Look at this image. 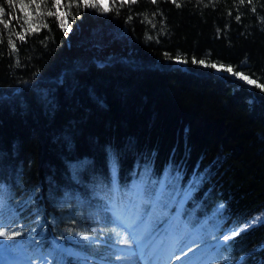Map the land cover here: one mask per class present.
<instances>
[{
  "label": "trees",
  "instance_id": "trees-1",
  "mask_svg": "<svg viewBox=\"0 0 264 264\" xmlns=\"http://www.w3.org/2000/svg\"><path fill=\"white\" fill-rule=\"evenodd\" d=\"M77 7L0 0V185L29 228L17 238L49 264H97L92 242L60 220L61 197L122 203L138 185L159 206L179 187L180 231L218 209L224 235L259 218L217 246L231 264H264V90L192 63L264 85V0ZM9 11L19 20L6 27Z\"/></svg>",
  "mask_w": 264,
  "mask_h": 264
},
{
  "label": "rangeland",
  "instance_id": "rangeland-1",
  "mask_svg": "<svg viewBox=\"0 0 264 264\" xmlns=\"http://www.w3.org/2000/svg\"><path fill=\"white\" fill-rule=\"evenodd\" d=\"M217 73L228 75L247 84L245 81L237 79L226 72ZM82 165V162L73 163L72 169L76 170ZM180 196V188L177 187L169 200L160 204L154 213L153 211L150 212L153 207L151 203L154 201V195L150 193H144V198L139 199L133 194L130 200L124 199L127 205L123 208L120 207L119 203L112 204L109 199L110 196L105 194L94 193L84 197L78 194L66 193L63 198L59 199L57 214H59L60 220H63L65 225L68 224L74 227V230L77 229L75 226H78L79 229L77 230H80L79 233H88L86 240L92 242L91 247H93V250L96 249L99 254V257L95 258L97 264H144V262L138 261L140 255H137L140 248L137 247V242L139 241L141 245L143 236H145L146 240L143 244L145 249H149L154 244L162 249V253L173 254L169 264H231L233 257L230 252L222 250V248L215 245L225 234V232L220 231L221 221L219 213L221 209L206 213L204 216L193 214V216L188 217L189 220L186 224L183 222L185 232L180 233L176 226L173 225L172 219L173 213L175 217L177 212H174V207L179 205ZM10 200L11 194L8 187L0 185V201H2L0 214H2L3 220L12 230L19 233L21 231L28 232L29 228H26V224L22 223L21 219L14 214V209L9 203ZM138 205L142 207V211L137 209L136 206ZM109 209L119 212L122 219H125L126 216L127 219H130L138 212L147 213L144 217V223L136 230L137 241L131 245V251L128 250L129 245L119 243V240L124 235V225L114 219L112 211H109ZM92 229L97 234H94L93 231L91 232ZM113 229L115 231H112ZM17 237L11 239L0 238V252H9V250L11 252L14 250L16 253L19 251L26 252ZM138 238L140 239L138 240ZM162 238L164 239L163 243L158 245ZM189 248H191V251H189ZM23 252L18 253V258L21 257ZM37 252L34 253L37 259L43 260V262L46 261V256ZM210 256L211 258H209ZM117 257H122L123 259L117 260ZM10 258L13 259V256ZM209 260L211 261L209 262Z\"/></svg>",
  "mask_w": 264,
  "mask_h": 264
},
{
  "label": "snow or ice",
  "instance_id": "snow-or-ice-1",
  "mask_svg": "<svg viewBox=\"0 0 264 264\" xmlns=\"http://www.w3.org/2000/svg\"><path fill=\"white\" fill-rule=\"evenodd\" d=\"M32 2L35 3V0H32ZM61 2H62V0H55V5L59 6L61 4ZM116 2H117V0H112L113 4H116ZM135 2H137V0H119V3L121 5L128 4V3H135ZM157 2H158V0H151L152 4H156ZM8 3L12 4V0H8ZM173 3H176V0H173ZM240 3L241 4L244 3V0H240ZM79 5H83L84 7H98L104 13H107V12L112 10V8H110L108 5V0H78L77 14L79 13ZM177 6L179 7L180 5L177 4ZM37 7H39V6L37 5ZM117 11H118V9H117ZM3 12H4V9L0 8V13H3ZM48 15L51 16V15H53V13L51 11H49ZM61 15H63V14H61ZM152 15L155 16L156 13L154 12V13H152ZM130 18L131 17H129V19ZM12 19L19 20L18 17H12L11 13L9 11V21L5 25L6 27L10 26ZM73 19H74V17H73ZM146 19H147V17H146ZM236 19L239 20V16H237ZM149 22H151V21H149ZM25 23H27V21H25ZM61 27L64 28L66 33L71 31V27L67 26L66 23L61 24ZM32 30L36 31L38 29L33 28ZM19 39L21 41H23L25 39V36L19 35ZM9 43L11 44V47L13 48V50H15V47H16L15 43H12L11 41H9ZM175 59L181 60V57L176 56ZM192 63L199 64V65L207 67V68H211L217 72H226L229 75L235 76L237 79H241V80L245 81L249 85H256V86L260 87L262 90H264V85L258 84L257 80L251 79V77L249 75H246L243 72L235 71L233 66H231L230 64L229 65H226L224 63L218 64L216 62L208 63L203 59L196 60L195 58H193ZM112 180H113V184H115V182H116L115 164H113V167H112ZM130 191H132L137 196L138 199L143 196V190L138 185H134L133 188L130 189ZM0 206H2V201H0ZM221 207H223V205H221ZM109 211H112L113 217L116 221H119L120 223H122L124 225V235L119 240V243L129 245L128 250L131 251V245H133L137 241L136 230L141 224L144 223V217L147 215V213L146 212H144V213L138 212V213L134 214L130 219L123 220L121 218L119 212L112 210V209H109ZM258 222H259V218L255 219L251 223H246L243 228L239 229V231H245V230H247V228L251 227L253 224L258 223ZM112 231H115V229H113ZM239 231L233 230L232 234L230 236L224 235L223 240L229 241L231 239H234L239 234ZM19 235H20L19 232L12 230L10 227L7 226L6 222L2 218V214H0V238L11 239V238L19 236ZM79 235L85 240L88 238V233L81 232V233H79ZM117 235H119V233H117ZM137 247H139V245H137ZM189 251H191V248H189ZM116 259L120 260L123 258L117 257ZM140 260H142L144 262V264H169L167 257H165L162 254V249L160 247L154 248L148 252L141 253Z\"/></svg>",
  "mask_w": 264,
  "mask_h": 264
},
{
  "label": "bare ground",
  "instance_id": "bare-ground-1",
  "mask_svg": "<svg viewBox=\"0 0 264 264\" xmlns=\"http://www.w3.org/2000/svg\"><path fill=\"white\" fill-rule=\"evenodd\" d=\"M141 240H142V242L141 243H143L144 242V240H145V236H143L142 238H141ZM129 248V247H128ZM155 248V246H153L152 247V249H154ZM132 249V248H131ZM151 249V250H152ZM165 257H167V253L165 252V253H162ZM0 257H6V253H4V252H0ZM21 259H22V262H24L25 261V258H26V260H27V255L25 256V253H23V254H21V257H20ZM4 260H8V258L6 259V258H4ZM138 261H140L141 263H143L141 260H138Z\"/></svg>",
  "mask_w": 264,
  "mask_h": 264
}]
</instances>
